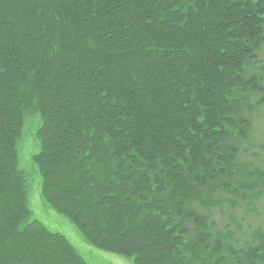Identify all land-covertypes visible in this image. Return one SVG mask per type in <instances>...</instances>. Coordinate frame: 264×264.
<instances>
[{
	"label": "trees",
	"instance_id": "16d2710c",
	"mask_svg": "<svg viewBox=\"0 0 264 264\" xmlns=\"http://www.w3.org/2000/svg\"><path fill=\"white\" fill-rule=\"evenodd\" d=\"M31 124L40 197L94 247L264 264V0H0V264H89L31 218Z\"/></svg>",
	"mask_w": 264,
	"mask_h": 264
},
{
	"label": "rangeland",
	"instance_id": "374dc122",
	"mask_svg": "<svg viewBox=\"0 0 264 264\" xmlns=\"http://www.w3.org/2000/svg\"><path fill=\"white\" fill-rule=\"evenodd\" d=\"M37 118V117H36ZM40 124L39 118L35 120ZM39 125L31 124L22 136L20 164L29 175V206L32 209L31 218L38 219L50 230L62 233L72 242L89 264H133V260L126 256H120L105 250H100L85 240L80 231L68 220L46 205L40 197L41 175L37 172V165L32 160V155L38 153L40 145L36 137ZM29 129V130H28ZM33 129V130H30ZM28 130V132H27Z\"/></svg>",
	"mask_w": 264,
	"mask_h": 264
}]
</instances>
